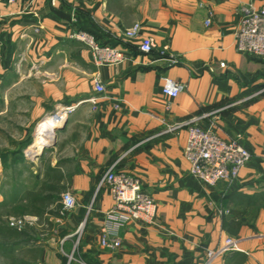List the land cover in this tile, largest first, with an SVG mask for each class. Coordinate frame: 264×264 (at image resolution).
Masks as SVG:
<instances>
[{
    "label": "crops",
    "instance_id": "obj_1",
    "mask_svg": "<svg viewBox=\"0 0 264 264\" xmlns=\"http://www.w3.org/2000/svg\"><path fill=\"white\" fill-rule=\"evenodd\" d=\"M241 2L264 7V0H0V101L3 89H19L8 100L28 127L74 107L41 153L0 159V264H69L73 251L70 264H204L206 249L229 237L236 248L209 264H264V58L236 48ZM135 23L183 63L168 66L122 42ZM77 29L118 44L128 59L97 65L71 37ZM163 76L185 89L165 96ZM199 115L202 127L225 139L240 135L251 151L236 179L209 185L191 175L187 127H168ZM21 166L23 182L9 173ZM111 166L139 176L157 201L155 221L128 225L117 250L100 241L114 200L99 181ZM67 191L77 205L61 215ZM24 215L23 230L10 225Z\"/></svg>",
    "mask_w": 264,
    "mask_h": 264
},
{
    "label": "built area",
    "instance_id": "obj_2",
    "mask_svg": "<svg viewBox=\"0 0 264 264\" xmlns=\"http://www.w3.org/2000/svg\"><path fill=\"white\" fill-rule=\"evenodd\" d=\"M13 2L15 0H8ZM240 21L236 33V48L242 53L250 54L257 58H264V7L256 8L250 3L241 2L239 6ZM1 16V15H0ZM211 19H207L210 23ZM38 30V29H37ZM142 26L135 23L127 28L122 37V42L132 43L138 51L148 57L156 53L158 59L166 65L174 66L183 63L181 55L173 52L170 45L157 49L152 37L141 36ZM71 37L84 43L90 48L94 62L97 65L115 66L124 63L127 59V51L114 43L100 42L94 33L77 29ZM154 61L152 60L151 63ZM226 66L225 63L221 64ZM95 89L98 93L105 92L106 88L101 82H97ZM185 89V84L168 76H163L162 93L170 98L177 97ZM90 101L97 104V98ZM118 107L119 105L116 104ZM66 113L73 111L74 107L62 108ZM204 115L194 116L190 119L169 126L168 131L187 127L188 138L184 148V155L190 163V173L204 183L215 185L221 180H234L240 170L245 167L251 157V151L243 144L240 135L225 139L218 135L213 126L204 128L200 120ZM107 187L113 197V205L106 212V218L101 232V245L117 250L122 245L123 230L133 222L144 220L149 223L155 221L157 214V201L152 192L145 189L142 179L125 171H118L111 166L99 181V188ZM77 199L75 195L67 191L63 195L61 215L75 208ZM28 222V216L12 217L9 219L11 226L23 230ZM81 223L79 230L84 227ZM236 240L233 237L226 239L220 249H206L204 264L225 250H234ZM75 252L68 254L69 264L75 260ZM82 264H86L81 262Z\"/></svg>",
    "mask_w": 264,
    "mask_h": 264
},
{
    "label": "rangeland",
    "instance_id": "obj_3",
    "mask_svg": "<svg viewBox=\"0 0 264 264\" xmlns=\"http://www.w3.org/2000/svg\"><path fill=\"white\" fill-rule=\"evenodd\" d=\"M9 93H12V95L18 94L19 89L13 90L12 92L7 91V89L2 90V101H0V159H5L6 161L8 158L12 159L25 156L26 158H33L36 155L32 156L27 154L29 149L25 147L27 146V139L32 137L34 139L33 143L35 142L38 126L45 119L41 121L38 126L35 123V125L32 124L30 127L26 126L25 123L27 118L23 116V112L21 110H18L20 108L13 107L12 102L8 100ZM54 141L55 139L51 142V144ZM48 149L47 153L50 152ZM23 168V166L18 167L17 169L19 170H10L11 172L9 171V173L16 175L15 178L13 177L15 180H21L23 182L25 179Z\"/></svg>",
    "mask_w": 264,
    "mask_h": 264
},
{
    "label": "bare ground",
    "instance_id": "obj_4",
    "mask_svg": "<svg viewBox=\"0 0 264 264\" xmlns=\"http://www.w3.org/2000/svg\"><path fill=\"white\" fill-rule=\"evenodd\" d=\"M67 118V114L64 113L63 109H59L54 114L49 115L45 120L38 126L36 133L35 142L29 147V155H38L43 151L44 147L51 144L55 139L56 129L63 125Z\"/></svg>",
    "mask_w": 264,
    "mask_h": 264
},
{
    "label": "trees",
    "instance_id": "obj_5",
    "mask_svg": "<svg viewBox=\"0 0 264 264\" xmlns=\"http://www.w3.org/2000/svg\"><path fill=\"white\" fill-rule=\"evenodd\" d=\"M3 159V158H2ZM5 159H3V161H4Z\"/></svg>",
    "mask_w": 264,
    "mask_h": 264
}]
</instances>
